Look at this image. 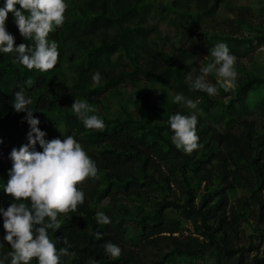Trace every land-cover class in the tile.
Instances as JSON below:
<instances>
[{"label": "trees", "instance_id": "1", "mask_svg": "<svg viewBox=\"0 0 264 264\" xmlns=\"http://www.w3.org/2000/svg\"><path fill=\"white\" fill-rule=\"evenodd\" d=\"M177 1L189 7L178 20L191 31L213 17L222 2ZM4 4L5 0H0V8ZM15 8L20 10L19 4ZM152 17L146 0H78L68 5L64 24L48 37L59 51L52 70L29 71L17 61L16 53L0 52V208L6 210L15 202L3 191L12 166L11 150L28 142L26 113H18L12 106L15 92L23 91L32 100L28 107L39 120L37 127L46 133L45 140L72 136L99 147L90 157L97 177L80 185L84 202L75 212L58 216L60 229L48 230L57 251L67 247L62 243L64 238L71 245L60 264H207V248L210 264H264V257L248 260L241 252L243 246L236 245L245 210L258 204V213L264 214V130L256 119L247 117L264 110V77L247 78L226 104L214 103L206 92L193 90L185 81L183 65L188 49L171 51L154 40ZM6 30L14 37V46L26 43L34 47L33 41L20 35L12 13L8 14ZM228 41L244 43L235 38ZM247 42V47H253V40ZM68 56H72L73 66L70 77L64 71ZM97 72L101 75L99 84L92 80ZM150 80L172 85L182 95H198L199 108L212 121L204 125L196 114L199 147L190 155L176 149L168 123L177 113H193L181 102L162 99L151 108L154 121L130 117L107 120L89 113L103 120V131L87 129L70 107L74 100L100 96L117 86L130 90L134 103L144 101L150 95L145 86ZM35 150L42 151L38 144ZM189 173L207 186L218 185L217 189L195 201ZM237 187L247 189L249 197L232 201L229 191ZM159 190H166L167 197L154 211L137 213L140 235L133 242L139 251L126 249L129 230L124 216L129 210L117 203L118 197L155 196ZM104 199L107 205L102 212L111 221L107 225L96 221L98 211L92 206V202ZM179 218L192 224L190 234H182ZM5 234L0 215V240ZM108 242L121 248L118 258L105 251ZM31 264L38 261L33 259Z\"/></svg>", "mask_w": 264, "mask_h": 264}, {"label": "clouds", "instance_id": "2", "mask_svg": "<svg viewBox=\"0 0 264 264\" xmlns=\"http://www.w3.org/2000/svg\"><path fill=\"white\" fill-rule=\"evenodd\" d=\"M17 4L20 10L15 8ZM67 7L65 0H5L4 7L0 8V52L16 53L17 61L29 71L35 69L46 73L52 70L58 63L59 51L57 43H50L48 37L64 24ZM9 13L13 14L20 35L25 41H33L34 47L26 43L14 46V37L6 30ZM210 55L212 61L200 69L201 74L195 80L191 76L187 77L190 87L216 95L217 87L206 79L209 74L215 73L221 87L225 90L234 88L237 77L236 58L229 53L227 45L217 44ZM92 80L99 84L100 73H95ZM12 101L16 112L26 113L25 119L30 131L27 144L18 150H11L12 166L3 189L15 201L6 210L0 208L6 233L3 240L12 250L7 255L11 257L10 264H31L33 259L38 264H60L61 256L69 255L71 245L64 238L62 243L67 247L57 251L48 230L56 232L60 229L58 216L75 212L84 202L80 185L88 178H96L98 170L81 144L72 136L44 139L46 133L37 127L39 120L33 117V111L28 107L32 100L23 91H16ZM181 101L193 113H177L169 118L168 123L176 149L190 155L199 147L196 132L197 103L177 94L174 103ZM71 108L87 129L104 130L103 120L96 115H89L95 111L90 105L74 100ZM37 144L42 151L35 150ZM95 219L103 225L111 222L103 212H97ZM104 247L114 259L121 255V248L117 245L108 242ZM5 259H0V264H5Z\"/></svg>", "mask_w": 264, "mask_h": 264}, {"label": "rangeland", "instance_id": "3", "mask_svg": "<svg viewBox=\"0 0 264 264\" xmlns=\"http://www.w3.org/2000/svg\"><path fill=\"white\" fill-rule=\"evenodd\" d=\"M77 1L65 0L68 5ZM146 1L150 4L153 11L150 23L156 32L154 40L171 51H176L180 48L188 49V55L183 65L187 84L190 85V81L187 79L188 76L195 80L201 74L200 69L212 61L213 58L210 53L217 44H226L229 53L236 58L235 71L237 77L234 88L225 90L221 87L215 73L206 77L209 83L217 87L216 95L208 94L214 103L226 104L234 96L237 85L247 78L264 77V0H222L215 15L205 20L194 31L186 29L178 20L180 13L189 10L186 2H174V0ZM230 38L239 39L244 43L233 44L228 41ZM257 38L263 39L261 41L257 40ZM247 40H253V47H247ZM148 44L151 45V42L149 41ZM68 58L64 61V71L70 77L73 75V66L70 61L72 56H68ZM145 86L150 91V95L146 96L144 101L138 99L134 103L130 90L120 86H117L115 90L108 89L100 96L90 95L89 97H82L80 101L90 105L95 109V113L107 120H123L130 117L132 119L154 121L156 118L151 113V108L155 107L162 99L174 100V97L180 93L172 85L153 83L151 80L146 81ZM182 96L197 103L196 114L202 118L204 125L211 124L212 121L210 122L209 117L198 106L200 101L198 95ZM181 103L186 107L183 101ZM72 104L73 102H71L70 107ZM187 109L193 112L192 109ZM247 117L248 119H256L259 126L264 130V110H257L255 113L247 115ZM77 142L81 144L89 158L99 148L96 145H89L80 140H77ZM188 175L189 186L193 190L195 201H198L208 192L212 193L218 187V185L207 186L204 182H198L192 173ZM166 193V190H159L155 196L143 194L118 197L117 203L129 210L124 216L127 219L126 225L129 230V238L125 244L126 249H133L134 251H139L140 249L138 245L134 246L133 242V239L135 240L140 235L139 228L136 225L137 213L141 211L143 214L153 212L157 207V203L167 197ZM249 195L250 192L243 187H237L229 191V197L232 201L239 197H249ZM262 203L264 205V198H262ZM106 205L107 199L92 202V206L98 212H102ZM258 207V204H254L245 210L240 234L236 240L237 247L243 246L244 250L241 252L244 253L248 260L253 257H264V214L258 213ZM168 212L172 213L171 210ZM179 221L182 234H190L193 230L192 224L183 218H179ZM0 243H3V246H0V259L6 258L5 264H10L11 257L7 255L12 251L10 245L3 240H0ZM249 247L252 248L248 249ZM209 254L210 249L207 248L205 250V255L208 257L207 264L211 262ZM154 255H156L155 252H152V256Z\"/></svg>", "mask_w": 264, "mask_h": 264}]
</instances>
